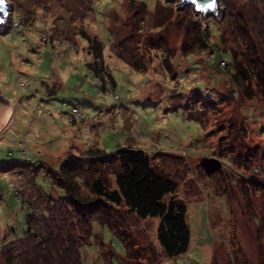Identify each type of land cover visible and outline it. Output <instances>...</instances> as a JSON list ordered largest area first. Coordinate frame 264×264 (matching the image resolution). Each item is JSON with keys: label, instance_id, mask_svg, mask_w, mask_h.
Returning a JSON list of instances; mask_svg holds the SVG:
<instances>
[{"label": "rangeland", "instance_id": "rangeland-1", "mask_svg": "<svg viewBox=\"0 0 264 264\" xmlns=\"http://www.w3.org/2000/svg\"><path fill=\"white\" fill-rule=\"evenodd\" d=\"M5 1L0 264H264V0L205 17L181 0ZM83 31L104 45V88ZM117 147L177 182L184 253H163L157 218L77 202L74 184L88 199L95 177L115 187L118 161L89 149Z\"/></svg>", "mask_w": 264, "mask_h": 264}, {"label": "trees", "instance_id": "trees-1", "mask_svg": "<svg viewBox=\"0 0 264 264\" xmlns=\"http://www.w3.org/2000/svg\"><path fill=\"white\" fill-rule=\"evenodd\" d=\"M213 23L214 27H210L208 18L206 25L200 28L203 34L201 46L206 50H210L212 46L207 39L218 29L214 21ZM82 35L87 40L88 54L91 55L86 65L102 80L101 86L104 88V75L112 81V75L104 63V45L96 35L84 31ZM89 152L91 159L106 161L114 158L118 161L115 187H109L103 179L95 177L90 184L92 197L88 199L78 194L74 184L73 191L77 202L83 203L80 205H85L90 211H103L106 206H113L114 209L124 206L139 218H157L156 239L163 253L170 258L184 253L188 249L191 236L187 223V206L177 195V182L152 165L151 156L144 150L117 147L110 157L99 148H90ZM60 183H63L62 179ZM67 187L71 188L69 181Z\"/></svg>", "mask_w": 264, "mask_h": 264}, {"label": "water", "instance_id": "water-1", "mask_svg": "<svg viewBox=\"0 0 264 264\" xmlns=\"http://www.w3.org/2000/svg\"><path fill=\"white\" fill-rule=\"evenodd\" d=\"M7 2V1H5ZM212 2V0H181V5L187 4V5H192L193 9L195 10V12H199L203 15V17L208 16V15H218L219 14V7H218V0H214V6L211 8L206 7V5L208 3ZM9 3V2H7ZM204 5V7H198L197 5ZM179 5V6H181ZM6 7L10 9L9 6H7L6 4H4V11L0 12V25L3 26L5 24L6 21H8L6 18H4V16L8 17L5 13L8 12L6 10ZM9 13V12H8ZM205 24V20H202ZM11 109V103L10 101L5 98V97H1L0 95V128L1 126L5 123L6 119L8 118L9 112ZM212 164H216V168L220 167V164L216 163V161H214V159H210V158H205L204 159V164L203 167L205 169V171L210 174L214 169L212 167Z\"/></svg>", "mask_w": 264, "mask_h": 264}, {"label": "snow or ice", "instance_id": "snow-or-ice-1", "mask_svg": "<svg viewBox=\"0 0 264 264\" xmlns=\"http://www.w3.org/2000/svg\"><path fill=\"white\" fill-rule=\"evenodd\" d=\"M4 4H5V0H0V12H3L4 11ZM197 6L198 7H204V5H199V4ZM213 6H214V0H212V2H210V3H208L206 5V7H208V8H211ZM0 19H2V18H0Z\"/></svg>", "mask_w": 264, "mask_h": 264}, {"label": "bare ground", "instance_id": "bare-ground-1", "mask_svg": "<svg viewBox=\"0 0 264 264\" xmlns=\"http://www.w3.org/2000/svg\"><path fill=\"white\" fill-rule=\"evenodd\" d=\"M11 112H12V108L10 109V112H9L8 118L6 119L5 123H6L7 120L9 119V116L11 115ZM5 123H4V124H5ZM4 124H3V125H4ZM3 125H2V126H3ZM2 126H1V127H2Z\"/></svg>", "mask_w": 264, "mask_h": 264}, {"label": "built area", "instance_id": "built-area-1", "mask_svg": "<svg viewBox=\"0 0 264 264\" xmlns=\"http://www.w3.org/2000/svg\"><path fill=\"white\" fill-rule=\"evenodd\" d=\"M72 111L75 112V111H77V109L76 108H72Z\"/></svg>", "mask_w": 264, "mask_h": 264}, {"label": "crops", "instance_id": "crops-1", "mask_svg": "<svg viewBox=\"0 0 264 264\" xmlns=\"http://www.w3.org/2000/svg\"><path fill=\"white\" fill-rule=\"evenodd\" d=\"M12 106V105H11ZM12 108H13V106H12ZM12 111H13V109H12Z\"/></svg>", "mask_w": 264, "mask_h": 264}]
</instances>
